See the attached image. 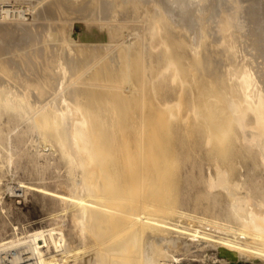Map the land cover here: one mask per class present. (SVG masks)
Here are the masks:
<instances>
[{
    "label": "bare ground",
    "instance_id": "1",
    "mask_svg": "<svg viewBox=\"0 0 264 264\" xmlns=\"http://www.w3.org/2000/svg\"><path fill=\"white\" fill-rule=\"evenodd\" d=\"M7 2L0 0V149L14 161L18 129L15 146L41 175L53 163L65 168L54 188L42 190L51 193L55 216L67 214L73 227L59 219L0 236V249L14 250L20 264H176L183 258L171 250L181 242L192 256V245L203 244L223 264H264V0ZM75 20L85 22L79 41ZM145 82L194 85L185 88L203 124L205 161L188 163L176 180L189 184L198 166L207 192L222 190L229 200L212 205L224 218L152 201V192L157 201L168 191L157 183L164 172L187 158L171 131L191 113L180 117L177 99L180 108L140 115ZM32 134L37 151L29 154ZM153 184L161 188L152 191ZM125 227L126 236L113 240Z\"/></svg>",
    "mask_w": 264,
    "mask_h": 264
},
{
    "label": "rangeland",
    "instance_id": "2",
    "mask_svg": "<svg viewBox=\"0 0 264 264\" xmlns=\"http://www.w3.org/2000/svg\"><path fill=\"white\" fill-rule=\"evenodd\" d=\"M7 1H8L7 3H12V5L13 4H22L26 7L30 4V3H28L29 1H31L30 5H32L33 2H34V4L32 6L36 5V0H29V1H27V0H7ZM36 10L37 9H35V11ZM35 11H34V8H31L30 10L29 9L26 10V12H25L26 18L28 20H32L33 19L32 17H34V14H32V13ZM75 21L76 22L73 25L72 33H73V37L75 38V40L79 41L80 33L83 31L82 29L85 25L84 24L85 22L83 20H75ZM124 84L125 85L122 84L123 88L126 89L124 86L127 87L128 82L126 81V83L124 82ZM145 84H147V86ZM153 84H156V86L160 87L159 93L158 92L155 93L156 97L153 93L154 90L152 91V88L153 89L156 88ZM181 84H182V82H180L179 85L177 83L178 86L175 84V86H173L172 89L170 88V86L163 89L162 85L161 84L158 85V83L145 82L144 84H142V86L139 83L140 86H138V87L139 88L142 87L141 88L142 90L139 89V92H138L139 95H137V101L138 102L141 101L140 106L143 103V105L141 107H139L140 115L153 114V112L155 113L154 109L159 110V111H165V110H168L172 106L173 107L176 106L177 108H180L182 106L181 107L182 109L179 110L178 115L179 114L181 115V113H182V115L184 117H182V115L180 117L185 118V116H186V118H189V117H187V115L189 114V112L191 113L194 110V107H193L194 105L192 104V102H193L192 99L187 100L188 97L192 98V97H190V94H189L191 92V90H190V92H188L187 88H185V87L190 85L189 86L190 89L193 90L194 85L186 83L185 84L186 86L184 87V84H182L183 86H181ZM152 85L154 87H152ZM181 87H182L183 91L186 90L185 93L187 94V96H186V94L185 95L183 94V96H182V93H180V92H182ZM140 90L142 91L143 94L140 93ZM130 91H131L130 89H126L124 92H125V94H129ZM178 92L180 93V95L178 94ZM157 94L159 97L157 96ZM142 95H143V97H142ZM141 97L143 100L141 99ZM183 97H184V99H183ZM181 98H182V101L180 100ZM177 99H179L181 102ZM145 100H146V102H144ZM149 100L150 101L153 100L152 101L153 103L151 102L152 103L151 104ZM165 100H166V102H165ZM176 100L181 104L184 101L183 105L180 106V104H177L175 102ZM190 101H192V102H190ZM163 104L166 105L167 107L163 106ZM175 104H177L178 106ZM150 105H152V106H150ZM153 105H155V106H153ZM176 107H175L176 110L174 109V111H175L174 115H177V112H178ZM141 108H143V109H141ZM166 108H168V109H166ZM188 109L190 110L189 112H188ZM146 112H148V113H146ZM193 113L195 114L196 112L194 111ZM193 113L188 115L191 117V119L188 122L182 123L181 121H176V122L172 123L174 126V130L171 131L172 132L171 136L173 134L172 138L174 139L175 142H177V144L179 146L182 147V153H184V156H186L187 158L185 160L183 157L178 158L175 164L170 165L169 171L168 170L166 171L167 175H165V172H164V178H163L164 180L163 179H162L163 181L159 180L157 183L163 184V185H161V187L164 185H168L167 186L168 191L165 194H163V196H161V194H160L159 195L160 199H157V201L154 200L155 198H157V195H153V193L156 191L152 192V197L154 198L156 196L154 199L152 198L153 199L152 201H154V204H155L156 202L161 203V202H163V201L165 202V200H167V204L174 208L173 209L174 212H175V210H177V207H178V208H183V209H185L189 212L195 213V214L198 213V215H206V216L212 217V216H214L213 214L215 213V216H219L221 218H224L225 215L223 214V212H220V213L219 212L218 213L212 212V205L213 204L214 205L221 204V205H223V207H225V205H227L229 200L227 199V197L225 195L222 194V190H214L211 193L207 192V188H206L207 185H205L206 182L203 183L204 181H203V178L200 177L201 171H200V168H198V166L194 167V169L191 170L193 172H190V174H191V176L193 175L194 178L191 179L192 182H189V184L186 181H184L182 178H180L181 181H179V182L176 180L184 172V167L188 163L199 165V163L202 160L205 161L204 160L205 155H204V153H201V150H200L203 146V144H201V142H200V138H201V134H202L201 133V129H202L201 127H203L202 126L203 124L198 123L194 120ZM178 117H176V118H178ZM186 123H188V124H186ZM17 130L18 129H16L15 131H13L11 133L12 138H13L12 139L13 145L11 147L12 148L11 152L13 153L15 151L13 153L14 154L13 155L14 161L8 162L9 161L8 160L9 154L7 153L8 151L0 149V151H1L0 152V154H1L0 155V236H5L7 238H11V237H13L14 234H17V232H19L22 235V232L25 230H28V229L32 230L33 228H39V227L43 228V227H49V226L56 225L57 223H55V222L59 219H61V220H59L61 222L63 219L65 221L66 225L67 226L69 225L70 226L69 228H72L73 223H72V221H70V217L67 216V214L55 216V213L57 212V210H56V207L54 205L52 195H51V193H46L45 191L42 190L43 184L54 188L56 186V183H57L59 177L62 175H66L65 174L66 171H64L65 168L60 169L59 171H56L57 168L55 167V165L53 163L50 168L45 170V175L44 174L41 175V173L39 172L41 166L38 165V163H36L35 161H33V159L31 157L28 156L29 157L28 158L27 156H25V158H24V155H20V152H19L20 149L15 146V137H16ZM32 135L33 136H31V139H29L30 141L28 140V142H26V144H25V146L28 145V147H25V150L28 149L27 152L29 151L28 152L29 154L35 150L37 151L36 144H35V142H33L35 139V134H32ZM185 150H187L188 152L185 153L186 152ZM2 151H4V152H2ZM36 151H35V153H36ZM33 154H34V152H33ZM189 154H190V156H189ZM39 160H40V162L45 161V159L43 157H41ZM52 161H54V160H52ZM30 162H31V164L33 162V165L29 164ZM138 164L139 165L142 164L141 160L138 162ZM206 165L207 164L205 162L204 166H206ZM51 169H52V171H50ZM48 171L50 174L48 173ZM165 180L166 181L170 180L171 186H170V183L167 184L168 182H165ZM154 185L155 184L151 185L152 191L155 189V188H153ZM161 187H160V185L157 186V188H161ZM205 189H206V191H205ZM138 195H140V197L145 196L141 193H139ZM177 196H178V200H177ZM175 218L176 219L177 218L183 219V222L191 221L187 218H185V219L181 218L178 215H176ZM15 226L18 227V229H15L14 228ZM127 233H128V228L127 227L122 228L118 231V233H116V235L114 236L115 238L113 237V240H117V239L119 240V239L123 238L124 236H126ZM171 233L175 234L177 237H180V238H183L186 240L190 236V233H186V232L181 233L179 231H174L173 229H172ZM176 233H178V235ZM119 234H121V235L119 236ZM175 235H172V236H175ZM201 236H202L201 237L202 242H205L207 240L206 237L203 235H201ZM41 242L44 243L43 240H41ZM180 243H178L179 245H177L176 247H173V249L171 250L173 253H175V255L179 256L180 258H183V259H181L180 262H175L176 264H223L221 261H218L217 250L213 246L202 248L203 244L202 245H198V244L194 245L193 244L192 249L195 251V255L192 256V255L187 254L185 243L184 244L183 243L180 244ZM134 250L137 252V255H138L139 250H137V249H134ZM125 256L126 255H124V257H119L118 259L121 261V259L126 258V257L131 258L133 256V258H134L136 256V253L135 252L132 254L129 253L126 257ZM127 258L123 259L122 261H124V260L127 261ZM167 261H165L164 264H168L169 262H167ZM240 264H252V263L242 262ZM256 264H260V263H256Z\"/></svg>",
    "mask_w": 264,
    "mask_h": 264
},
{
    "label": "built area",
    "instance_id": "3",
    "mask_svg": "<svg viewBox=\"0 0 264 264\" xmlns=\"http://www.w3.org/2000/svg\"><path fill=\"white\" fill-rule=\"evenodd\" d=\"M14 250L0 249V264H20L13 260L12 254Z\"/></svg>",
    "mask_w": 264,
    "mask_h": 264
}]
</instances>
